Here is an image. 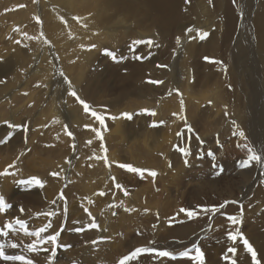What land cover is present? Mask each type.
<instances>
[{"label":"rangeland","instance_id":"rangeland-1","mask_svg":"<svg viewBox=\"0 0 264 264\" xmlns=\"http://www.w3.org/2000/svg\"><path fill=\"white\" fill-rule=\"evenodd\" d=\"M6 1L9 2L8 0ZM33 1H35L36 4L39 2V0ZM224 1L231 2V5L229 7H224L223 17L221 18L219 17L220 14L218 10L215 9L211 3L208 5L204 16L206 20L213 19V23L212 27L207 32L209 34L208 37L204 40L199 39L197 31L195 32V22L201 25L203 21V9L191 12L186 18L174 23L169 29H166L156 16L139 27L134 25L135 20L133 21L134 23L129 21L128 23L114 26V24L107 22V19L113 17L116 10L111 0H107L102 6H99L102 21L104 23H109L108 26L106 24L104 25V47L108 52L115 54V59L107 54L105 59L101 60L95 68L93 67L94 69H89L91 74L96 75V81L90 89L87 88L90 90L88 92L90 93L89 95L85 92L86 89H84L82 91L83 93L79 94V96H83L82 99L84 97L85 99L87 98V101L84 100L88 102L92 109H99L97 112L102 114L113 112V115L118 117L120 120L119 123H122L118 124L121 126H118L119 128L116 127V125L113 126V128L110 126L112 129H108V132L110 130L113 133L114 130L117 131L118 129L117 132H121L119 133L121 135L123 134L122 131L124 129L126 130L123 134L124 136L121 135L122 138L115 131V136L113 135L114 133H111L114 138L117 134L120 136L117 137L120 141L115 138V142L117 141L116 143L113 138L112 140L114 143H111V137V142L110 140L107 141L105 137L108 138V136H110H107V133H105L106 136L105 134L103 135L105 147L106 144L108 145L106 147L107 152H109L110 149H114L115 153L118 154L117 162L119 163L122 161L121 163L127 162V164L134 166L138 162L137 165L134 166L137 168L147 165L146 168L142 167L141 169L150 168L149 170L156 171L157 176L154 179L149 176L147 172H144L143 176H141L119 168L117 166L119 163H117L114 158L116 154L111 150L110 151L113 153L111 155V152H109V154L111 155L114 166L111 165L109 160L112 170L110 169L111 167H106L102 159L97 161V159L93 158L96 155L99 156V151H101V153L103 152L102 149H99L100 145L98 143L100 142H96V137H92L91 139H95L96 141L94 140V143L97 145H95L92 140H90L91 144L86 143L85 140L87 142L89 140L85 132L80 131L79 128H75V125L67 121V131L71 132L72 136L67 135L69 138L67 139L66 137L63 142L66 143L67 140V143L73 141L69 143L70 145H67L71 147L68 148L70 151L67 149L65 143L61 142L63 145L65 144L66 148L64 149L63 146L62 149L60 148V145H62L61 143L57 145V142H52V138L49 136L58 133L65 129V127L56 124L57 128L54 129V125L48 124L47 122L42 125L38 124V117H36L34 113L35 111L38 112L39 110L45 109L44 107L47 104L39 108L41 103L45 102V99L42 97L40 98V92H37L42 89V86H37L38 84L35 85L34 83L36 79H34L33 76H35L36 73L31 70L33 66H31L32 59L31 57L28 58V55L26 56L27 60L25 64L20 69H17V72L14 74V77L17 78L16 82H13L9 77H7L9 81L0 77V81L4 80L3 83H0V115L9 117L10 103L12 102L14 105L12 107L15 117L14 124H26L28 126V131L25 132L23 128H10L7 122L6 129L0 130V140L9 137V133H11L7 142L0 144V171H3L8 164L16 161V167L9 169V172H13L15 175L0 177V186H2L0 195H3L6 203L10 205L9 208L0 212V232H8L6 236L0 235V244L4 245L6 255H24L26 258L32 259L34 264H47V257L51 254L50 251L44 252L41 250L36 253H29L26 250V245L32 243L33 240L36 239L35 237L25 236L17 225H14L13 229L4 228L6 223H11L14 219H23L26 221L29 231H34L51 221L52 227L48 229L47 233L42 235L53 234L56 231H60L61 235L58 238V243L60 245L71 246L70 248L58 247L52 264H117L122 256L136 247H153L157 249V251H175L177 252L176 254L179 255V252L191 249L192 245L196 244L198 247L201 246L200 249L204 252L206 250V240L209 239L212 234L219 235L216 241L223 243L220 245L221 248H219V250H221V255L223 251L228 250L230 247L236 246L239 248L243 245V241L239 238L236 242L228 239V233L235 232L237 228L240 229L244 238L253 246L257 253V258L260 260L261 264H263L264 259L259 257L258 250L261 246H264V240L260 237V235H264V200L259 198L261 195L259 196L257 191H259L260 188H264V174H262L264 173V168L257 166L255 162H253L250 168L241 169L239 164L242 160L247 158L248 152L246 147H238V145L252 147L257 154L264 156V96L262 95L257 98L258 89H260V92L262 91V93H264V88L259 86V82L251 78L249 73V62L253 54L258 59V65L259 61H264V53L256 55L255 51L251 48L255 40L254 31L258 26L264 24V20H261L258 16L259 0ZM12 4L9 5H12L13 9L19 8V3L17 1ZM13 9L6 7L5 4L3 7L0 5V16L5 14V10H7L9 12L8 15L11 17L5 15L0 18V26H3L0 28V33H4H1L0 37H3V35L5 36L6 33L7 36L5 37L8 38L9 36L13 38L16 34L17 37L15 36L16 38H13V40H15L14 42H16L18 41V34L20 33L18 30L15 31L16 24L12 23L14 22L12 16L15 15V10ZM117 10L119 14H122L119 6ZM8 17L10 20H7ZM118 17L115 16L113 19ZM37 18L38 21L41 19L40 13H37ZM121 18L123 19V15H121ZM33 20H25V25L27 27L25 28L26 33L30 32L28 29L30 30L31 27L29 26L31 25H33L32 29H34V27L35 30L36 28L39 29V22ZM242 21L243 23L241 26ZM238 23H240L241 26L239 31L236 29ZM183 27H191L193 31L186 34ZM108 28L113 29V35L109 33ZM38 29L37 31H39ZM141 29H143L145 33L140 32ZM135 31H138L145 39L136 36L134 33ZM5 37L3 38L6 41ZM149 37L154 38V44L151 47L147 44L133 46V41L149 40ZM177 37H180L181 42L179 45L176 43ZM2 39L0 40L1 45L4 49H8V44L6 45L5 41ZM6 42L9 43L8 41ZM21 45L23 44L21 43ZM21 45L15 44V46H19V51H21ZM50 46L51 44L47 46L50 59L53 62H57V53L52 47L49 48ZM3 47L0 48V51H4V49H2ZM22 48L24 51L26 45H23ZM49 49H52V51ZM154 50L158 51L157 60L156 62H150L149 53H152ZM250 50L252 51L250 52ZM23 51H21L22 54L25 53ZM98 51L100 52L101 50ZM98 51L96 54L99 53ZM141 51H143L142 55ZM173 53H175L176 56L174 58V64L172 63V68H170L168 62L171 60ZM134 55L145 56L148 57V59L136 60L134 59ZM3 57L5 58L6 55H3ZM205 57L211 60L221 61L222 63L208 62L204 59ZM126 59L136 62L137 66L135 71H132L130 67H122ZM185 60L190 62L188 64L191 66L189 75L192 77V80L188 85L190 87L188 96L180 97L184 105V112L181 115H183L184 118L187 116L189 121L188 125L191 126L194 137L188 140L184 139L186 142L183 140L184 144H182V148L189 149V146L193 147L188 150L190 153V155L187 156L188 158L181 152H179V154L176 153V149L173 147V138L176 133L185 129V121L181 119L179 122L181 128L173 134L174 137L171 140V145H169L170 142L161 141L159 146L162 147V151L158 154L155 153L157 156L154 155V153L152 154L153 157L156 156L155 159L153 158L157 161L155 163V161L151 159V153L147 155L144 153L142 140L146 139L147 144L150 143L149 145L151 146L153 144L151 140L154 137L159 138L160 135L155 132V129L161 127L164 123L156 128L149 126L152 124L154 118H150L151 116H147L142 113L141 110L145 108L148 109V106H150L154 100L150 101L143 94L146 93L145 91L152 85L147 81L154 80L153 76L159 75L161 71L168 73L169 70L173 71L175 75L176 68H182L181 64H184ZM128 62L129 61H127V63ZM157 65H166L167 67H157ZM89 70L87 69V71ZM123 74L125 76H123ZM11 75H13V73ZM170 75L173 77V73L170 72ZM128 78H132L136 81L138 86L136 85L137 88L132 86V89L137 93L131 90H128V93L125 92L126 85L131 86V83H133L127 82L129 80ZM29 79H33L30 88L35 85V87L39 89L37 90L35 88L34 91L36 93V99L40 98V100L38 99L34 107L30 105V102L25 101L26 105H30L28 106V110H25V108L22 107L23 95L21 94L22 96L19 95L13 98L11 94L14 91H18V93L23 91L24 83ZM159 81H161V79H159ZM262 82L264 85V78H262ZM180 83L183 85V82ZM142 85L144 89L139 92L138 90L141 89ZM157 85L158 84L152 85V89L156 93ZM208 90L211 92L215 90L217 92V100L213 103L209 98L199 101V96L207 93ZM120 92H123V95H120ZM252 94L254 95L249 96ZM159 95L163 96V93L158 92V96ZM70 98L72 99V96H70ZM73 98V101H76L75 97ZM166 100L167 98L165 97L161 104L152 105H157L158 108L161 106L163 109L167 104ZM40 101L43 102L40 103ZM157 101L159 102L160 99H157ZM103 107H105V109H103ZM106 109L109 112H107ZM124 112L131 113L132 119L123 118L121 113ZM225 112H227V115H225ZM87 114L89 113H84L83 111L84 117L90 116ZM165 115L166 114H164V116ZM90 118L94 119V117ZM141 118H145V121H141L143 120ZM109 121L111 122L110 125L113 123L115 124V122L112 123L114 120L109 119L106 121L107 128H110ZM233 121H235V124H233ZM94 122L98 123L97 120ZM94 122L92 123L93 126ZM159 122L160 121L157 122L158 125ZM45 126L49 128L48 131L46 130L47 128H44ZM146 126L151 130L148 131L149 133H147L148 128ZM120 127H124L123 130H119ZM145 127L146 131L142 130L145 129ZM135 129H138L139 137L136 135L138 131H135ZM238 131L244 132L245 135L243 138L233 134ZM160 132L161 135L165 137L171 134L168 127H164ZM142 136L143 138L145 136V138L142 139ZM197 136L200 137V141L196 139ZM81 138L82 143H85V147L80 141ZM46 139L47 142L50 140L52 145L55 143L56 146L54 145L53 148L50 147V142L46 146ZM201 139L205 145L201 143ZM134 141L137 142L135 143ZM187 141L189 142L187 143ZM114 144L115 147L112 146ZM133 144H135L136 147L131 146ZM73 145H75V148L72 147ZM166 145H169L173 149L168 146V151ZM137 150L139 151V158ZM164 152L166 156H164ZM209 152L213 153L215 159L208 155ZM169 153L170 155L168 156ZM175 153L179 159L174 156ZM64 154L68 155H65L64 158ZM113 154L115 155L113 156ZM130 156L132 157L131 159ZM134 156L136 159H140V161H136ZM182 156L184 157L182 158ZM17 157H19L18 160ZM164 157H167L168 160ZM92 158L95 159L96 162H101L102 166L106 167L108 170L104 174L106 178L104 176L100 178L101 183L98 182V179H95L96 181L92 180L93 182L91 181L94 177L92 170L96 172V166L98 164H96ZM141 158L142 160H147L148 163L145 164V160L141 163ZM186 158L188 160L187 164L183 163ZM176 161H178V163ZM60 162V166L64 167L61 173L57 170ZM162 163L163 166L166 165L164 169L167 172H164V170L162 171ZM79 164H82L83 167ZM152 164L154 165L153 169ZM201 164L204 165V168ZM77 167L82 168L80 170L82 171V177L79 175L81 172H77ZM114 168L116 171H113L115 170ZM220 168L225 169L221 170ZM55 170L60 174L57 178L50 175V173L56 172ZM73 170L81 177V180L77 179L76 181V178H78L76 176L78 175L73 174ZM158 170L160 173H158ZM111 171H113L115 175V183L122 185L121 189L116 188L115 183L108 176ZM115 172H117L118 175ZM74 175L76 178H74ZM114 175L112 174L111 176L114 177ZM31 176H37L45 181V187L41 189L33 186L32 188L24 189L20 187V184L16 183V181L28 179ZM83 177L87 179L88 182L85 180L87 184L85 182L83 183ZM109 180H111L110 184L112 185L109 184ZM250 180H253L251 188L247 192L242 190L241 187ZM90 181L93 184H97L92 187L95 190H89V188H91L89 186L91 184ZM144 185L147 189L145 191L142 189ZM86 186L88 187L86 188ZM96 186H98V188ZM108 186H110V188ZM214 190L220 191V194L216 195ZM95 191L97 193H95ZM99 192L104 193V195H100ZM61 194L65 197L64 200L60 199ZM130 197H133V200ZM201 200L205 201L202 203ZM226 200L235 201L236 203L227 204L215 214L202 211V209L206 207L219 206ZM52 201H55V203H52ZM65 204L67 205L66 214L64 212ZM21 207L24 209L23 213L20 212ZM180 208L191 210L198 215L189 220L184 213L179 212ZM85 209L88 211L86 212ZM145 210L148 211L146 212ZM46 212H56V215L51 217L38 215ZM89 213L91 216H89ZM209 216H211V220H209ZM229 216L241 217L242 223L239 225H232L228 220ZM92 218H94L99 225L98 229L87 228ZM169 220H171V226H169ZM191 221L193 223H200L202 221L203 227L194 231L190 229L189 237H187L188 239L186 238L187 240L183 237L186 235V230H182L183 232L180 237H183V239L176 238V240H178L179 244L184 245L183 247L178 248L176 244L168 246L173 238L159 239V237H164L167 231L169 234L175 226L176 228H182V222L190 223ZM152 224L156 226V229L153 228ZM157 224H159V226H157ZM150 225L152 226L150 227ZM81 227L85 230L82 232L75 231L76 228ZM202 229L204 230L202 234L203 238L199 239L196 243L190 244L189 241L192 236ZM92 241H98V243L93 244ZM150 241L152 242L151 244L149 243ZM11 243H16L18 246L13 249L9 246ZM40 247L41 249L44 247L50 249V245H42ZM190 253L195 254L194 250ZM141 255L140 257H144L146 260L145 264H159L154 253H143ZM249 256L251 257L250 254ZM177 257L180 258V256ZM136 262L139 261H131L129 264H137ZM0 264H19V262L0 259Z\"/></svg>","mask_w":264,"mask_h":264},{"label":"bare ground","instance_id":"bare-ground-1","mask_svg":"<svg viewBox=\"0 0 264 264\" xmlns=\"http://www.w3.org/2000/svg\"><path fill=\"white\" fill-rule=\"evenodd\" d=\"M8 1L9 2H7L6 0H0V5L3 7L4 4H5L6 7H10V8L13 9V6H12L13 4L12 3H15L16 1L19 3V8L18 9H13V10H15L14 12H15L16 16L15 15L12 16V20L14 21L12 23L16 24L15 31L18 30L20 34H18L17 32L14 31L15 33H17L19 35L18 41H16V42H14L15 40H13V38L17 37L16 34L13 36V38H10L8 36V38H10V39L5 37V36H7L6 33H5V36L3 35V37H5L6 41H8L9 43H7L3 37H0V40L3 38L2 40L5 41L6 45L8 44V49L7 48L4 49V47L1 45V41H0V46L3 47L2 49H4V51L3 50L0 51V77H2L3 79H7V81H9L8 78H7V77H9V78H11V80H13V82H16L17 78L14 77V74L17 72V69H20L25 64V62L27 60V57L28 58L31 57V59H32L31 66L33 65L31 67V70H32V72L36 73V75L33 76V78L36 79V81L34 83H35V85L38 84L37 86H42V89L39 90L38 88L35 87V85L32 88H30L31 84L33 82V79H29V80L25 81L24 87H23L24 88L23 91H20L19 93H18V91L17 92L14 91L11 94L13 96V98H16V96H19V95L22 94L23 95V96L21 95L22 96V107H24L25 110H28V108H29L28 106H30V105L32 107H34L35 103L37 104L38 99L40 100L41 97L44 98L45 102L41 103L43 101H40L41 105L39 106V108L42 107L43 105L47 104L44 107L45 109L39 110L38 112L35 111V113H34V115H36V117H38L37 118L38 124L42 125L45 122H47L48 124H53L54 125V129H56L57 128L56 124H59L61 127H65L68 124L67 122H69V123L75 125V128H79L80 131H84L85 134L87 135V139L89 141L92 140L93 143H94L95 139H91V138L92 137H96V136H94L95 132L92 129H94L95 126H96L95 127L96 129L100 128V125L98 124L99 121H98V123L97 122L95 123L94 121L96 119L94 118L95 119L94 120L93 118H90V117H92L90 115V113L87 114V115H90V116H87V117L83 116V107L74 100L76 102L75 103L73 101L74 98L72 97V99H71L70 95L68 94L69 87H68V84L65 82V77H67V79L71 82L73 90H75L78 95L83 93L82 91L84 89H86L85 92L88 95L90 94V93H88L90 90H88L87 88L90 89V87L95 83L96 75L95 74H91V71L89 69H91V70L94 69L95 66L97 64H99L101 60H103V59H105L107 57V54L105 52V47H104V41H103V36H105L104 25L106 24L108 26L109 23H111V24H114V26H117V25H120L122 23L123 24L124 23H128L129 21L133 22L135 20V24L134 25H136V27H139L140 25H142V24H144L146 22H149L150 20H152L156 16L162 22L163 26L166 29H169L174 23L186 18L191 12L197 11L198 9H203V11H202L203 12V21H202L201 25H199L198 22L197 23L195 22V24H196L195 32L197 30H199L200 32H208L209 29L212 27V23H213V19L212 20H206L205 16H204L208 5L211 3L213 5V7L218 10V12L220 14L219 15L220 18L223 17L224 7H229L231 5V2L229 3V1H224V0H208V1L207 0H188L187 3L185 2V0H111L113 5L116 7V10H117L118 6L120 7V9L122 11V14H119L118 10L117 11L115 10V13H114L113 17L111 19H107V22H109V23H107V22L104 23L102 21V19H101V13H100L99 6H102L107 0H39L38 4H36L35 1H33V0H8ZM8 3L12 4V5H9ZM182 5H183V7H182ZM5 12L6 13L3 14L2 16H0V18L9 14V12L7 10H5ZM37 13H40V16H41V19L39 21H38L39 17L37 18ZM121 15H123V19L121 18ZM115 16L116 17L119 16V17L113 19ZM258 16H259V18L261 20H264V0H259V3H258ZM9 17L7 18V20L8 19L10 20L11 17L10 18ZM74 17H78L79 20L74 19ZM33 19L35 21L39 22V24H38L39 29L36 28V30H35V27H34V29H32L33 25H31V26H29V27H31L30 30L28 29V31H30V32L26 33L25 28H27V27L25 25V23H26L25 20H33ZM242 23H243V21L241 22V26H242ZM1 26H0V28H1ZM4 26H5V24H4ZM36 26H37V23H36ZM241 26H240V23H238L236 29L239 31ZM11 27H12V24H11ZM12 29H13V27H12ZM37 29L39 31H37ZM108 29H109V33L111 35H113V33H112L113 29H111V28H108ZM183 29H184V32H185L187 27H183ZM140 32L145 33V31L143 29H141ZM1 33H3V32H1ZM1 33H0V36H1ZM134 33H135L136 36L141 37L142 39H145V37L142 36L138 31H135ZM254 35H255V37H254L255 40L252 43V47L251 48H252V50L255 51L256 55H259V54L264 53V24L260 25V26H258L256 28V30L254 31ZM108 38H109V36H108ZM149 39L154 40L153 37H149ZM21 43L24 46L26 45V49L24 51L22 50L24 47L22 48L23 45H21ZM15 44H17L19 46L21 45V47H20L21 51H23L25 53L22 54L21 51H19V46H15ZM48 44H51V46L49 48L52 47L55 50V52L57 53V62H53L50 59V55H49L48 49H47L48 48L47 47ZM91 45H95V48H92ZM143 49H144V47H143ZM49 50L52 51V49H49ZM98 50H101V51L99 52ZM135 50H137V49H135ZM140 50H142V49H140ZM140 50H139V52H140ZM252 50H250V52ZM97 51L99 52L98 54H96ZM142 52L143 51H141V55H142ZM3 55L4 56L6 55V57L4 58ZM134 56H136V55H134ZM157 56H158V51L154 50L151 53L150 57H149L150 62H156ZM175 56H176V54L173 53L171 60H169L170 64L168 62V65L170 66V68H172L171 64L172 63L174 64ZM132 60H133V58H132ZM132 60H127L126 59L124 61L125 62L124 65L122 64V67L123 66H124V68L125 67L126 68L130 67L132 71H135L137 64H136L135 61H132ZM127 61H129V62L127 63ZM189 63L190 62H188V60H185L184 64H181L182 68L181 67H179V68L177 67L176 68L175 75H174L173 71L169 70L168 73H165L164 71H161L159 73V75L153 76L154 80L161 79V81L163 82V83L157 85V89H156L157 93L155 91H153V89H152V85L153 84L147 89V91H145L146 93H144V91H143V93H144L143 95L146 96L147 99H149L150 101L154 100V102H152L151 105L148 106V109L153 110V111H155L157 113V115L155 117H152V116L150 117L152 119L154 118V120H152V123L154 121L156 123L158 121H161V120L164 121L163 125L159 124V126H161V125L162 126L159 127V128H156L155 132H157V133H159L161 135L160 131H162V129L164 127H168L169 131L171 133L170 136H166V137L163 136V135H161V136L159 135V138H156V137L153 138L152 137L153 134H152L151 137L153 139L151 141H152L153 144L151 146L149 145L150 143L147 144L146 139H144L145 136H144V138L142 136V139H144V140H142L143 149L145 151V152L144 151L143 152L146 155L148 153H151V155L153 153H154V155L160 153L162 151L161 150L162 147L159 146V143H161V141L162 142L167 141L168 143L170 142L169 145H171V140L174 137L173 134H175L178 131V129L180 130V128H181L180 125H179V122L181 121L180 117H181V114H182L181 113V100H180V97L181 96H188V93L190 91V87L188 85L190 84V82L192 80V77L189 75V71L191 69V66L188 65ZM13 69H16V70H13ZM87 69L89 71H87ZM137 70H138V68H137ZM130 71H128V72H130ZM61 72L64 74L63 76L60 75ZM170 72L173 73V77H171ZM12 73H13V75H11ZM246 73L248 74L247 71H246ZM249 73L251 75V78H254V80L259 82V86L264 88V85H263V82H262V78H264V61H259V65H258V59L256 58V56L254 54H253V56H251V60L249 62ZM10 75H11V77H10ZM123 76H125V75L123 74ZM128 79L129 80L127 82H133V83H131V86H127L126 85V91L125 92L128 93V90H131L132 92L137 93L136 91H134L132 89V86L137 88L138 85H137L136 81H134L132 78H128ZM180 82H183V85ZM154 85H156V84H154ZM3 86H2V89H3ZM35 88L37 90H39V91L36 90L37 92H40V98H38V99H36V93L34 91ZM57 89H58V93H57ZM143 89H144V87L142 85L141 89L138 90V91L141 92ZM209 91L210 90H208L207 93L201 94L199 96V101H202V100H205L206 98H209V99H211L212 103L215 102L217 100V92L215 90H212V92L211 91L209 92ZM158 92L163 93V96H160V95L158 96ZM119 94L123 95V92H120ZM253 95L254 94L249 95V96H253ZM262 95L264 96V93H262V91L260 92V89H258L257 98H259V96L261 97ZM84 96H86V95H84ZM165 97L167 98V100H166L167 104H166V106L163 109H162L161 106H159V108H158L157 105H152V104H158V103L161 104L163 102V98H165ZM122 98H117V99H122ZM83 99H85V97ZM157 99H160V101L158 102ZM25 101L30 102V105H26ZM13 106L14 105L11 102L10 103L9 117H3V116L0 115V130L1 129H6V127H7L6 123L7 122H8V125L9 124H14L15 117H14V111L12 109ZM95 107H97V106H95ZM95 107H93V108H95ZM103 109H105V107H103ZM107 109H109V108H107ZM107 109H106V111H107ZM93 110H95V109H93ZM98 110L96 109L95 111H98ZM107 112H109V111H107ZM110 112H111V109H110ZM174 113L176 115H173ZM100 114H102V113H100ZM164 114H166V115L164 116ZM103 115L105 116V123H106V121H108L110 119L111 116H114L113 112L112 113L103 114ZM141 119H143V118H141ZM185 119H186L187 124H189L187 116L185 117ZM185 119H184V121H185ZM54 121H58V122H54ZM119 121L120 120L118 119V117H117L116 120L112 121V123L115 122V124L113 123L114 125L113 124L110 125L111 122L109 121L110 122L109 123V127L112 126V128H113V126H115V125H116V127L121 126L119 124H122V123H119ZM141 121L144 122L145 118L143 120H141ZM93 122H94V126L92 125ZM143 122H142V124H143ZM40 125H39V127H40ZM86 125H87V127H86ZM106 125H107V123H106ZM138 125H139V123H138ZM140 125H141V122H140ZM146 127H145V129H142V130L146 131ZM44 128L46 129L47 127L45 126ZM112 128L110 127L108 129H112ZM123 128L124 127H122V128L120 127L119 130H123ZM48 129L49 128H47L46 130L48 131ZM149 130L150 129L148 128L147 129V133H149L148 132ZM114 131L117 132L118 129H117V131L116 130H114ZM114 131H113V133H114ZM125 131H126L125 129L122 131L123 134H124ZM135 131H138V129L137 130L135 129ZM105 133H107V136L110 135V136H108V138L105 137L107 139V141L110 140V137H111V140L113 138V140L115 142V138H116V140H118L117 137L120 135L119 133H121V132H119V133L117 132L119 135L117 134V136L115 138L112 137V136L113 135L115 136L116 133L113 134L112 131L109 130V132L108 131L102 132V135H104ZM80 134H82V133L80 132ZM123 134H121V135H123ZM136 135H138V137H139V131H138V134H136ZM82 136H83V134H82ZM105 136H106V134H105ZM49 137L52 138V142H57V145H60L61 142L65 143L63 141L66 139L67 134L65 132V129H63V130L59 131L56 134H52ZM193 137H194V134L192 132L189 133L187 131V128H185V129H183L181 131V136L178 137L177 135H175V137H174L175 139L173 138V140H174L173 147L176 149L175 150L176 153L179 154L180 151H178V149L182 148V144H184L183 143L184 139L188 140L189 138H193ZM50 138H47V139H50ZM68 138L69 137H67V139ZM121 138H122V136H121ZM121 138H119V139H121ZM47 139H46V146L50 142L51 144L49 146L53 148L55 143L52 145V142L50 141L51 139L48 142H47ZM69 140H71V139H69ZM96 140H95L96 142H100L101 143V141L98 140L97 138H96ZM111 140H110V142H111ZM113 140H112L111 143H114ZM186 140H184V142H186ZM67 141H66L65 144H66V147L68 149V148H71V147L67 146V145L70 142H73V141H70L68 143H67ZM80 141L82 143V138H81ZM104 141H105V139H104ZM118 141H120V140H118ZM201 141H203V140L201 139ZM58 142H59V144H58ZM85 142L88 143L86 140H85ZM188 142L189 141H187V143ZM100 143H98V144L100 145ZM65 144L64 145L63 144L60 145L61 146L60 148H62L64 146L63 148L66 149L65 148ZM104 144H105V142H104ZM139 144H140V142H139ZM82 145L84 146L85 143L84 144L82 143ZM95 145H97V144H95ZM99 145H98V148H99ZM153 145H154V148L157 149V151H156V149L153 148ZM107 146L108 145L106 144V147ZM112 146L115 147V144L112 145ZM131 146H135L136 147L135 144H133ZM168 146L166 145L167 150H168ZM192 147L193 146H189V149L192 148ZM74 148H73V151H74ZM140 148H141V145H140ZM169 148H171V147L169 146ZM94 149H97V148H94ZM99 149H101V148H99ZM171 149H173V148H171ZM189 149H187V150H189ZM110 150L114 151V149H110ZM110 150H109V152H111ZM99 152H100L99 156L105 155L104 151L102 153H101V151H99ZM109 152H107L106 155H107L108 159L110 160L111 165L114 166V164L112 163V160H111L112 159L111 155H112L113 152H111V155L109 154ZM67 153H70V152H67ZM114 153H115V151H114ZM144 153H143V155L145 157ZM176 153H175L174 156H176ZM115 154H116V157H117L118 154L117 153H115ZM115 154H113V156ZM163 154H164V156H166L165 152ZM65 155H68V154H64L63 155L64 158H65ZM169 155H170V153L168 154V156ZM156 156L153 157V155H152L151 159L154 160L156 158ZM116 157H114V158L116 159V162H117L118 161L117 160L118 157L117 158ZM139 157H140V155H139V151H138V158ZM176 157L178 158V156H176ZM183 157L184 156H182V158ZM131 158L132 157L130 156V159ZM149 158H150V156H149ZM164 158L167 159V157H164ZM5 159H7V158H5ZM135 159H136V157H135ZM93 160H94V162L96 164L98 163L97 166L94 163L97 169H96V172L94 170H92V172H93L92 174H94L93 179H91L90 177L89 178L91 179V181L92 180L96 181L95 179H98L99 181L98 180L97 181L101 183L100 178L102 176L105 177L104 174L108 170H107L106 167L102 166L101 162H96L95 159H93ZM132 160H134V159H132ZM137 160L140 161V159H136V161ZM143 160H145V159H143ZM143 160L141 158V163H143L142 162ZM175 160H176V158H175ZM190 160H192V159H190ZM97 161H99V160H97ZM119 161H120V158H119ZM127 161H129V160H127ZM180 161H182V160H180ZM113 162H114V160H113ZM121 162L122 161H120V163ZM145 162H146L145 164L148 163L147 160H145ZM156 162L157 161H155V163ZM176 162L178 163V161H176ZM117 163H119V162H117ZM137 163L136 164L134 163V164L137 165ZM165 163H164V165H165ZM60 164H61V162L59 163V167H57V170H58L59 173H61L63 168H64L63 166H60ZM203 164H201V166L204 168ZM79 165L82 166V164H79ZM161 166H163V163H162ZM165 166H163V168H161V169H162V171L164 170V172H167L164 169ZM80 167L79 168L77 167L76 170H77V172L78 171L81 172L79 174L81 176L82 175V171H80V170L82 168H80ZM144 167L146 168L147 165H145ZM153 167H154V165L152 166V169H153ZM110 169L112 170V167ZM161 169H160V171H161ZM223 169H225V168H223ZM223 169H221V170H223ZM57 170H55V171L57 172ZM83 170H84V168H83ZM67 171H68V169H67ZM113 171H116V169L113 170ZM113 171H111V173L108 175L112 179V181H113V177L111 175L112 174L114 175ZM160 171L158 170V173H160ZM206 172H208V171H206ZM115 173H117V172H115ZM62 174H64V173H62ZM73 174H76L74 172V170H73ZM76 175H78V174H76ZM79 175L76 176L78 178H76L75 175H74V178H76V181H77V179L81 180L82 176L80 177ZM117 175H118V173H117ZM208 175H209V173H208ZM86 176H88V175H86ZM110 178H108V179H110ZM114 178H115V175H114ZM82 179H84V177ZM85 180L87 181V179H84L83 183L84 182L86 183ZM91 181H90V183H91ZM110 182H111V180H109V184H110ZM252 182H253V180H250L246 184H244V186L241 187L242 190L247 192L251 188ZM78 183H79V180H78ZM78 183H76V184H78ZM91 184H92V186H91ZM91 184L89 185L91 187V188H89V190H95L92 187L94 185H97V184L96 183L95 184L91 183ZM110 185H112V184H110ZM20 187L24 188V189H28L29 188L28 186L21 185V184H20ZM87 187L88 186H86V188ZM96 187L98 188V186H96ZM108 187L110 188V186H108ZM142 189L144 191L147 190L145 185H144V188H142ZM0 190L2 191V186H0ZM97 192H98V190H97ZM97 192L95 191V193H97ZM214 193L216 195H219L220 191H215L214 190ZM257 193H258L259 196L261 195L259 198L264 200V188H260V190L257 191ZM131 199L133 200V197ZM204 201L205 200H203L202 203ZM148 213H150V212H148ZM161 219H163V218H161ZM154 221H155V219H154ZM153 224H155V223H153ZM148 225H147V229H148ZM152 225H150V227ZM157 226H159V224H157ZM201 227H203L202 221L200 223H193L192 221L190 223L189 222L188 223H183L182 222V228L181 227L176 228V226H175L170 231L169 234H168V231H167L166 235L164 237H159V239L173 238V240L171 241L170 244H168V246L176 244V246L178 248H180V247H183L184 245L179 244V242H178V240H176V238L183 239V237H184V239L187 240L188 239L187 237H189L190 229L192 231H194V230L199 229ZM151 229H149V230H151ZM154 229H156V228H154ZM184 229L186 230V235L183 236V237H180L182 235V232L184 231ZM150 233H152V232H150ZM203 233H204L203 229L197 231V234L192 236V238L190 239L189 243L191 244V243L198 242L199 239L203 238V235H202ZM260 237H261L262 240H264V235H260ZM217 238H219V235H213L212 234L210 236V238L206 240V244H205L206 245V250L203 252L204 256H205V264H232L233 260L236 261V264H252L251 257L246 252V250L244 249L243 245L241 247H239V248H237L235 246V248L237 249L236 253H230V252H228V250H226V251H223L222 254L220 255V251L221 250H219V248H221L220 245L223 244V243L217 242L216 241ZM162 249H165V248H162ZM172 252H173L174 255H176V257L179 256V255L176 254L177 252H175V251H172ZM191 255H194V254L190 253V256ZM258 255H259V257L264 259V246H261L259 248ZM137 260L139 261V262H136L137 264H145V262H146L144 257H140ZM157 262L159 264H168V262H169V264H195V262L190 260L188 257H180V258L177 257L176 260H171L169 258H158L157 257ZM263 264H264V262H263Z\"/></svg>","mask_w":264,"mask_h":264},{"label":"snow or ice","instance_id":"snow-or-ice-1","mask_svg":"<svg viewBox=\"0 0 264 264\" xmlns=\"http://www.w3.org/2000/svg\"><path fill=\"white\" fill-rule=\"evenodd\" d=\"M185 2L187 3L188 0H185ZM74 19L79 20L78 17H74ZM185 31L187 34V33H191L193 31V29L191 27H189ZM197 33H198L199 39H201V40L206 39L209 35L207 32H200L199 30H197ZM180 42H181L180 37H177L176 38L177 45H179ZM140 44H147L149 47H151L154 44V41L151 39L133 41V46L140 45ZM91 47L95 48V45H91ZM105 52H106V54L111 55L113 59H115L114 53H110L106 49H105ZM150 55H151V53H149V56ZM147 58L148 57L141 56V55H136L134 57V59H136V60H143V59H147ZM204 59L208 62H211V63H222L221 61L211 60L208 57H205ZM157 67H167V66L166 65H157ZM225 71H226V69H225ZM60 75L63 76L64 74L61 72ZM65 82L68 84V87H69L68 94L72 97H75L77 103L83 107V111L85 113H90V115L92 117H94L97 121H99L100 128L99 129L94 128L92 130L95 132L96 138L101 141L100 148L105 152V155L102 157L101 156H95L94 158L97 160L103 159L105 166L110 167L109 159L106 155L107 148L105 147V144L103 142L104 137L102 135V131H108V128H107L106 123H105V116L103 114H100L97 111L93 110L91 108V106L84 99H82L76 93L75 90H73L71 82L67 79V77H65ZM147 82L151 83V84L163 83L162 81H159V80H149ZM0 83H3V81H0ZM209 103H211V102H209ZM141 112L146 114V115L152 116V117H155L157 115V113L155 111L149 110L147 108L142 109ZM183 112H184V105H183V101L181 100V113H183ZM173 115H176V114L174 113ZM225 115H227V112H225ZM121 116L123 118L129 119V120L132 119V114L128 113V112L121 113ZM180 118L185 119L183 117V115H181ZM110 119L116 120L117 117L111 116ZM54 122H58V121H54ZM163 123H164V121L159 122V124H163ZM233 124H235V121H233ZM149 126L156 128L159 125L154 121ZM9 127L10 128H23V130L25 132L28 131V126L26 124L25 125L9 124ZM86 127H87V125H86ZM185 128H187V131L189 133H191L193 131L191 126H189L187 124L186 119H185ZM65 132L68 136H72V133L67 131V126H65ZM233 134L239 135L241 138H243L245 135L243 131L234 132ZM176 135L178 137L181 136V132H177ZM10 136H11V133H9V137ZM9 137H5L4 140H0V144L6 143ZM196 139L200 140V137L197 136ZM88 143L90 144L91 141H88ZM201 143H203V141H201ZM73 147H75V145H73ZM238 147H246L247 152H248L247 158L242 160L239 164V167L241 169L250 168L252 166L253 162H255V164L257 166L264 168V156L257 154V152L252 147H249L247 145H238ZM178 151H180L185 157L190 155L189 151L186 148H179ZM208 155L212 156L213 159H215L212 152H209ZM18 159H19V157H17V160ZM184 163L187 164L188 160L185 159ZM117 166L121 169L126 170L129 173H136V174L143 176L144 172H147L148 175L151 176L153 179L157 176V172L154 170L137 168L131 164L119 163ZM15 167H16V161H13L11 164H8L4 168L3 171H0V177L7 176V175H15V173L9 172V169H12ZM262 174H264V173H262ZM50 175L57 177L60 174L58 172H52V173H50ZM113 182L115 183L114 177H113ZM16 183L21 184V185H26L29 188L35 186V187L43 189L45 187V181H43L42 179H40L37 176H31L28 179L16 181ZM115 187L118 189H121L122 185L119 183H115ZM125 194L127 195L126 191H125ZM100 195H104V193H100ZM60 199H62V200L65 199L63 194H61ZM52 203H55V201H52ZM229 203H236V202L226 200L223 203H221L219 206L206 207V208H203L202 210L205 213L215 214V213L219 212L220 209L224 208ZM9 207H10V205L6 203L4 196L0 195V212H3L6 208H9ZM85 211L87 212L88 210L85 209ZM145 211H147V210H145ZM20 212L21 213L24 212L23 207L20 208ZM64 212H65V214L67 213V205L66 204H65ZM179 212L184 213L189 220L193 219L196 215H198L196 212H193V211L185 209V208H180ZM38 215H44L46 217H51V216H55L56 212H46V213H40ZM89 216H91L90 213H89ZM241 217H242V213H241ZM241 217L229 216L228 220L230 221V223L232 225H239L242 223ZM209 220H211V216H209ZM14 225L19 226V230H21L25 234V236L36 238L35 240H33L32 243H29L26 245V250L29 253H36V252H39L41 250H43L44 252L50 251L51 254L47 257V264H52L53 258L56 256V251H57L58 247H64V248H70L71 247L70 245H60L58 243V238L61 235L60 231H56L53 234L42 235L44 233H47L48 229H50L52 227L51 221H49L48 223L44 224L42 227H40L34 231H29L25 220L14 219L11 223H6L4 225V228L13 229ZM169 226H171V220H169ZM153 227L155 228L156 226L153 225ZM87 228L88 229H98L99 225L96 223L95 219L92 218L91 222L87 225ZM84 230L85 229L83 227L75 229V231H77V232H82ZM0 235L6 236V235H8V232H6V231L0 232ZM238 238L243 241L244 249L246 250L247 253H249L251 255L252 264H261L260 260L257 258V253L254 250L253 246L249 243V241L246 238H244V236H243V234L239 228H237L235 230V232H229L228 233V239L230 241L236 242ZM92 243L96 244V243H98V241H92ZM149 243L151 244L152 242L150 241ZM42 245H50V249L48 247H44L43 249H41L40 246H42ZM9 246L11 248L15 249L18 245L16 243H11ZM193 250H194L195 254L190 256V252ZM236 251H237V249L235 247H230L228 249V252H230V253H236ZM143 253H154L155 256L158 258H169L171 260H176V258H177L176 255H174L172 251H168V250L157 251V249H155L153 247H136L132 251L128 252L126 255L122 256L118 260L117 264H129V262H131V261H136L138 259V257H140L141 254H143ZM179 256L180 257H188L190 260L194 261L195 264H205L204 253L201 251L200 247H198L196 244H193L191 249H186L184 251L179 252ZM0 259H2L4 261H16V262H19V264H34V261L32 259L26 258L24 255H6L5 251H4V245H2V244H0ZM232 264H236V261L233 260Z\"/></svg>","mask_w":264,"mask_h":264}]
</instances>
